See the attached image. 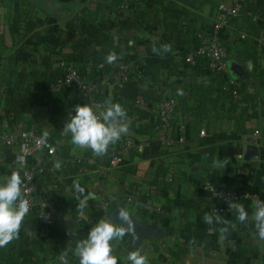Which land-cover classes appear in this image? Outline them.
I'll list each match as a JSON object with an SVG mask.
<instances>
[{
    "label": "crops",
    "instance_id": "0c3cea01",
    "mask_svg": "<svg viewBox=\"0 0 264 264\" xmlns=\"http://www.w3.org/2000/svg\"><path fill=\"white\" fill-rule=\"evenodd\" d=\"M189 1L194 4L186 0H132V4L123 0H0V116L4 129L11 128L5 118L7 105L31 95L28 75L55 76L61 72V60L74 63L87 78L97 79L92 62H105L115 52L118 60L108 66L140 61L149 66L156 82L150 89L142 88L136 79L125 88L105 84L102 108L66 88L70 103L64 111L35 104L33 114L25 116L23 124L31 122L27 127L35 136L46 138L58 130V142L66 143L71 138L63 127L77 104H90L98 111L109 99L123 105L130 121V131L123 137L146 146L143 151L134 148L127 152L125 165L119 169L106 174L96 169L83 175L75 166L65 174L54 166L60 161L54 145L32 155L22 145L0 146V180L13 170L21 174L23 166H37L36 191L54 200L60 216L48 234L36 215L24 218L25 239L20 247L34 253L27 261L59 264L64 254L68 264H79L75 244L93 226L92 213L109 219L100 212L103 200H109L112 211L124 203L131 217L152 231L143 236L139 247L131 234L113 241L118 264H124L122 258L137 248L148 256L149 264H264V240L258 238L253 221L241 223L236 215L220 214L230 222L223 240L219 230L224 224L204 222L205 214H215L217 201L203 188L210 181L242 192L264 190V110L254 118L245 116L253 112L252 104H242L235 112L227 110L229 99L223 86L229 77L249 80V90L264 99V46L255 38L264 32V26L262 19L257 28L245 17H236L222 27L218 38L229 50L228 72L213 75L195 54L197 33L212 34L216 3L231 4L233 0ZM243 2L263 17L262 0ZM165 44L171 51L153 52V46ZM191 56L194 61H189ZM137 94L150 104L159 96H178L180 107L167 132L168 143L150 141L148 133H139L151 121L133 105ZM39 99L48 97L40 93ZM195 103L204 106L200 110L203 127L192 111ZM245 106L248 112L243 111ZM238 122L244 124V133L237 131ZM256 131L261 134L256 136ZM80 150L75 147L76 153ZM21 157L22 166L17 163ZM225 160L224 169L215 166L216 161ZM77 185L84 189L82 193ZM253 202H241L250 215ZM153 212L156 218L149 216Z\"/></svg>",
    "mask_w": 264,
    "mask_h": 264
},
{
    "label": "built area",
    "instance_id": "2783aa9c",
    "mask_svg": "<svg viewBox=\"0 0 264 264\" xmlns=\"http://www.w3.org/2000/svg\"><path fill=\"white\" fill-rule=\"evenodd\" d=\"M243 9L242 0H233L231 4L222 2L215 15L214 32L212 34L198 33V44L195 54L201 57L207 64L209 71L226 74L228 72L229 50L218 38V32L222 27L231 23V21L241 15ZM252 15L251 11H248ZM257 19H262L264 26V15L262 18L255 16ZM264 46V34L259 39ZM189 61H194L193 56L189 57ZM61 72L55 75V82L50 89L57 91L62 87H69L74 93L84 99L89 100L94 106L102 108L104 103L97 98V94L102 92L103 85H113L119 88H125L131 79L137 77H146V69L143 64L138 61H125L119 65L109 77L101 76L100 82L87 78L82 70L74 63L61 60L59 63ZM103 64L99 65L102 69ZM230 84H236L233 79L228 78ZM238 96L237 91H234ZM134 103L140 107H147L158 121L157 135L163 142L168 143L167 132L172 126V121L175 118L177 100L168 98L166 100H157L154 103H149L146 97L142 94H137L134 97ZM204 133V131H202ZM261 131H256L255 135H260ZM18 145L25 147L27 154L32 155L41 149L52 148L47 140L43 137L35 136L29 133L25 128H14L6 130L3 128V123L0 118V146L12 148ZM145 142H138L135 139L127 138L120 142L118 152H112L111 165L106 168H100V172L109 173L113 169L121 167L126 160L125 154L131 149L136 148L143 151ZM88 164H94L93 159L87 160ZM56 164V163H55ZM54 164V166H55ZM60 168V167H59ZM39 173V168L35 165L23 166L21 174L23 178V195L29 202V212L25 217L36 215L39 219L44 232H48L51 227L57 224L60 216L57 206L49 197L40 196L36 191L35 179ZM213 199L217 201L218 206L215 211L219 214H231L235 210L229 209L228 200L240 202L241 200H255L257 196L264 199V190L260 193L242 192L237 189H229L226 187L217 186L208 181L203 185ZM100 212L102 215L110 216L112 210L109 200H103L101 203Z\"/></svg>",
    "mask_w": 264,
    "mask_h": 264
},
{
    "label": "clouds",
    "instance_id": "9594fccd",
    "mask_svg": "<svg viewBox=\"0 0 264 264\" xmlns=\"http://www.w3.org/2000/svg\"><path fill=\"white\" fill-rule=\"evenodd\" d=\"M153 52L160 53L171 51L170 45L153 46ZM118 60L115 52H110L105 57V62L112 64ZM130 131L126 109L123 105L106 101L103 110H96L90 104H77L74 112H70L65 120L63 132L70 134L71 143L80 148L91 149L96 156H103L111 145H115L124 135ZM23 157L17 163L23 165ZM227 161H216L215 166L224 169ZM56 168L60 162H56ZM79 192L84 189L76 186ZM229 209H234L239 222L249 220L254 222L256 234L260 240H264V199L259 196L252 204V212L249 214L246 207L237 201L228 200ZM83 202H81V208ZM29 212V202L23 195V178L19 170L11 171L0 180V247H4L19 236L21 224ZM122 224L111 219H100L88 231L87 236L75 244V255L79 264H118V258L113 253V241H122L126 235L131 234L138 238L135 225L129 212L123 208L119 210ZM204 222L208 225L224 224L220 228L221 240L229 231V221L222 220L220 215L205 214ZM235 227V225H231ZM124 264H149V258L140 248L129 251L122 258ZM59 264H68L66 255L61 254Z\"/></svg>",
    "mask_w": 264,
    "mask_h": 264
},
{
    "label": "trees",
    "instance_id": "16d2710c",
    "mask_svg": "<svg viewBox=\"0 0 264 264\" xmlns=\"http://www.w3.org/2000/svg\"><path fill=\"white\" fill-rule=\"evenodd\" d=\"M188 2H191V4H194L192 1L186 0ZM197 4H202L204 2H210L213 0H193ZM243 1V0H242ZM264 2V0H262ZM119 2H122V0H119ZM123 2H128L129 4H132V0H123ZM222 1H219L216 3L217 9L219 8L220 4ZM248 11L252 12V15L248 14ZM256 13L255 11L250 7L246 6L243 2V9L241 11V15L239 17H245V20L248 22V24L255 25L258 28V25L261 20L255 18ZM198 34V33H197ZM264 32L259 33L255 35V38L260 39ZM203 60V59H202ZM139 63L143 64L144 68L146 69V77H137L134 78L137 81L140 82L142 88L145 89L147 88L150 89V87H154L156 82L152 78L150 74V68L147 64L138 61ZM205 62V61H204ZM103 64L102 69L99 68V65ZM206 64V62H205ZM93 66V71L97 70L96 76L97 79H92L95 81L100 82L101 76L103 77H109L114 71L117 70L119 67L115 66H108L106 62L102 61H93L92 62ZM207 66V64H206ZM211 74L213 75H223L221 73H216L210 71ZM261 77L264 78V71L261 73ZM28 91L31 93V95L27 96V100L25 101H18L15 102L14 100L10 102L7 105V110L5 113V118L9 121L10 123V129L14 128H25L29 133V128L31 122H26L23 124L25 121V116L33 114L34 108L33 106L35 104L39 105H45L48 104L51 106L52 111L54 112H62L64 111L68 104L70 103V100L67 99V89L69 87H62L61 89L54 91L51 90L50 87L51 85L55 82L56 78L55 76H50L48 74L42 73V72H36L32 73L31 75H28ZM230 79H233L235 81L234 84H230L229 80L224 79V84L223 86L226 88V95L227 98L229 99V105L226 108L227 110L231 112L237 111L239 108H241L242 104L243 105H253V112L252 113H246L245 116L247 118H254V117H259L262 115V112L264 110V99L262 100L259 98L258 94L253 93L249 90V87H251V82L249 80H237L235 78L229 77ZM66 89V90H65ZM70 89V88H69ZM234 91H237L238 96L235 95ZM40 93H44L46 97H48V100L42 101L40 98ZM102 92L97 94V98L99 100H102ZM168 98H175L177 100V106H176V111L175 114L177 113L180 104H179V99L176 94H171V95H166V96H159V100H166ZM195 102H198V100L195 99ZM133 105L135 108L138 110V112L142 115V117L147 120L150 119L151 123L150 125H147L143 128L139 129V133L144 134L145 132L149 134L148 138L150 141H156L161 144H166L163 142L161 139H159L157 135V126H158V121L156 120L154 113H152L147 107H140L134 103L133 99ZM193 112L198 114V121L201 127H203V115L200 112L201 109L204 108L203 105H199L198 103L194 104ZM243 111L248 112L247 108L248 106L242 107ZM261 110H260V109ZM210 111H207L205 114H207ZM1 120L3 118L0 116ZM176 118V116H175ZM175 118L172 121V125L174 124ZM29 120V119H28ZM3 122V121H2ZM32 124V123H31ZM236 128L238 132L244 133V124H240L239 122L236 124ZM34 135V134H33ZM61 136L60 131H56L50 136L46 137L45 139L50 145H54L56 148L55 151V156L60 160V168L61 171L67 174V172L70 170L73 171L74 167H80V173L83 175H89L91 171L100 169V168H106L111 165V160H112V152H118V146L120 145V142L124 139L125 137H122L115 145H111L108 149V152L103 155V156H96L91 149L88 148H82V150L78 151L77 153L75 152V145H73L71 142H66V143H60L58 142L59 137ZM93 159L95 161L94 164H88L87 160ZM125 163L121 166L123 167ZM119 167V168H121ZM117 168V169H119ZM115 170V169H113ZM37 179V177H36ZM35 179V181H36ZM246 201V200H241L239 203ZM218 204L214 206L216 208ZM217 215H220L219 213H216ZM236 215L235 211L231 214ZM150 217H157V215L153 212L149 215ZM222 215L221 217H223ZM100 219H104L100 214L98 213H92L90 216V222L92 225H94L97 221ZM108 219V218H107ZM56 225V224H55ZM49 229L48 232H45L48 234L51 229ZM44 230V229H43ZM25 239V234L22 228H20L19 236L12 240L9 244H7L4 247H0V264H32L30 261H27L30 256H33L34 253L31 250H28L26 248L21 249L20 245L24 242ZM25 260V261H24Z\"/></svg>",
    "mask_w": 264,
    "mask_h": 264
},
{
    "label": "water",
    "instance_id": "95a60500",
    "mask_svg": "<svg viewBox=\"0 0 264 264\" xmlns=\"http://www.w3.org/2000/svg\"><path fill=\"white\" fill-rule=\"evenodd\" d=\"M236 71H237L239 74L242 73L241 70H239V69H237ZM121 208L127 210L125 204H124V203H120V204H119V205H118V206H117V207L111 212V214H110V216H109V219H111V220H112L113 222H115V223L122 224L123 222L120 221V217H119V210H120ZM132 219H133V222H134V225H135V231H136L137 236H138V238H136V237H133V238H134L135 245H136L137 247H139V246L141 245V243H142L143 236H144L145 234H149V235H151V234H152V231H151L148 227L142 225L141 223H138V222L135 220V218L132 217Z\"/></svg>",
    "mask_w": 264,
    "mask_h": 264
}]
</instances>
